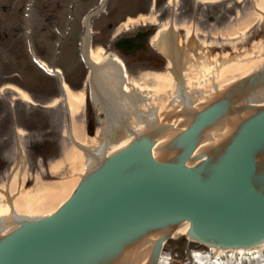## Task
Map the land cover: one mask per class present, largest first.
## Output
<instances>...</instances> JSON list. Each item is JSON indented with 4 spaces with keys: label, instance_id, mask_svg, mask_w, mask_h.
Wrapping results in <instances>:
<instances>
[{
    "label": "bare ground",
    "instance_id": "bare-ground-1",
    "mask_svg": "<svg viewBox=\"0 0 264 264\" xmlns=\"http://www.w3.org/2000/svg\"><path fill=\"white\" fill-rule=\"evenodd\" d=\"M259 8H264V0H259ZM254 20H248L242 30L248 29ZM158 33L154 41L159 45ZM259 47V45H256ZM262 50L252 49L249 52H238L230 56V53L217 58V55L201 62L200 64L191 63L186 68L188 80L187 91L180 93L177 91L174 97L175 78L172 73L145 74L144 80H133L139 88H144L146 93L131 92L125 95L127 103L121 107L124 111L131 114H138L140 118L136 119L130 115L129 124L125 127L134 129L137 133H142L147 126L154 125L167 119L170 123L169 129L156 138L152 146L148 145V139L141 135L137 145L144 153L143 159L139 158L126 170L114 178L127 179L137 173H149L155 171L152 165L165 164L169 168L182 167L197 171L204 184L210 185L216 190H226L236 187L243 189L244 196L248 198L247 211L252 214L264 213V138L251 149L249 155L240 163V170L236 174L226 175V166L231 163V156L235 155L234 148L238 139L244 133L247 125L253 122L258 116L264 114V83L263 87L256 89L245 85L234 88V85L247 77L256 74L264 68V46ZM164 50L170 49V43H163ZM97 61H102L100 53L93 54ZM224 61H223V59ZM186 58L182 57L177 63V70L185 64ZM152 80V84L148 81ZM231 89L232 96L226 102L227 107H222L219 103L225 89ZM23 97L30 98L21 91ZM142 96H145L141 98ZM234 95V96H233ZM71 112L75 117L74 136L79 143L85 146L93 147L103 151L102 141L97 138H87L83 133L77 116L84 106L85 96L82 92L74 93L68 89L67 94ZM217 116H215L197 142L192 145L181 146L179 144L180 136L195 121V115H190L191 108L203 110L207 106L218 105ZM188 107V109L186 108ZM185 110V116L172 119L171 116L178 111ZM155 121L153 122L152 121ZM145 122H148L146 125ZM146 126V127H145ZM122 135L119 141H113L109 148V153L114 155L132 144V137L124 130L116 131ZM144 136V137H143ZM110 137V136H105ZM118 138L111 137L110 141ZM238 140V141H237ZM101 143V144H100ZM188 152L191 154L188 155ZM109 155V154H108ZM146 158V160H145ZM233 159V157H232ZM234 160V159H233ZM97 159L89 160L84 152L77 146L68 148L64 155V162L53 165L52 169L59 171L63 166H67L69 173L66 178L50 183H37L35 188L25 190L18 184L19 175H15L10 185L15 204V213L10 214L9 205L2 202L5 195L0 192V218L7 217L6 225H0V245L9 236L19 229V225L12 226L9 221L14 215H19L30 220L55 213L61 204L72 196L78 185H80L84 176L95 173L99 168ZM127 160H117L112 167V172L117 173L120 167ZM102 164V161L99 162ZM149 168L145 171H139ZM123 170V169H121ZM120 170V171H121ZM119 171V172H120ZM139 171V172H138ZM133 173L132 175H130ZM125 177V178H123ZM118 180V181H120ZM117 181H113L116 183ZM237 184V185H236ZM242 184V185H241ZM179 231L190 235L191 223L188 220H172L159 224H149L146 228L138 230L133 236L122 240V246L114 254H107V258H101L98 255L82 264H150L151 257L156 251L158 240L166 233ZM197 238L198 236L195 235ZM194 237V235H190ZM230 239L229 237H227ZM252 245L240 246L241 251L248 254H255L264 250V238H257ZM215 250L227 251L225 247L211 245ZM161 261H167L162 255ZM200 261H205L200 258ZM202 264H209L208 262ZM214 264V262L212 263Z\"/></svg>",
    "mask_w": 264,
    "mask_h": 264
},
{
    "label": "water",
    "instance_id": "water-1",
    "mask_svg": "<svg viewBox=\"0 0 264 264\" xmlns=\"http://www.w3.org/2000/svg\"><path fill=\"white\" fill-rule=\"evenodd\" d=\"M251 80L256 82L254 78ZM212 115H207L190 136ZM263 137L264 114L239 138L235 155L226 166V175L238 173L241 161ZM114 174L110 169L76 194L57 215L27 226L7 240L0 249V264H54L77 259L130 230L174 218L189 217L194 229L216 231L230 238L228 244L250 245L258 237H264V213L246 210L248 198L243 189L207 187L198 173L182 167L137 173L110 185ZM215 237L221 240L218 235ZM161 243L162 239L157 248Z\"/></svg>",
    "mask_w": 264,
    "mask_h": 264
},
{
    "label": "rangeland",
    "instance_id": "rangeland-1",
    "mask_svg": "<svg viewBox=\"0 0 264 264\" xmlns=\"http://www.w3.org/2000/svg\"><path fill=\"white\" fill-rule=\"evenodd\" d=\"M131 2L134 3V6L136 8L146 9L149 6L146 3V0H142V1L123 0L121 3H119L120 6L119 8L121 9L125 8V6H127V3H129L130 5ZM180 4H181L182 13H180L179 16L181 19L184 18V14L186 12L193 11L194 12L193 15L195 16H198L200 13L201 14L203 13L206 15V17L211 18L212 16L216 18L219 25H221L224 21L227 22V19L229 18L230 14L235 13L237 10L240 9L242 11H246L248 10L249 6H252L253 8V4L249 0L247 1L244 7L242 6V4L235 2L232 3V5H227V3L213 4V5L211 4L208 6H204V4L195 5L194 0H180ZM129 7L134 10L136 9L133 6H129ZM120 17H121V11H117L114 15V19L115 18L119 19ZM181 19H178V22ZM190 21L191 24L189 25L193 27L194 25L197 24L196 21H194V23H192V20ZM260 22L263 21L260 19ZM198 28L199 27L197 26V32L199 33ZM208 28H213L212 24H209ZM261 28L262 26L260 27L259 25L254 30L253 29L246 30L244 33H240L235 37L228 36L227 33L224 34V37L222 36L217 37L215 35L213 37L214 44H218V43L219 45L228 44L229 49L233 51V53H235L236 51L238 52L246 51L248 47H252V48L254 47V49L256 50H262L263 48L262 46H264V41L263 40L255 41L258 38V36H261L264 33L263 30H261ZM14 35L17 37L11 43L2 47V50L0 52V56L2 60L0 85L2 86V90L4 89V94L6 95V98L11 100H13V97H20L18 92L14 89L15 88L19 89V87L21 88L22 87L21 84L24 85L27 84V87H32V83L35 77V72L36 75L40 77L42 80H44L45 78V74L43 71L35 69L33 66H31L30 64L31 60L29 59L27 49L21 46L22 43L25 46L24 31L21 35L18 32H15ZM209 37L212 38V36ZM256 45H259V47H256ZM16 50L21 51V53L24 55L25 60L22 59L21 62L14 61V59L11 56L14 54ZM11 62L15 64L14 65L10 64ZM16 71L20 72V74L23 75L22 78H20L21 75H19V78H17V76H13V74ZM55 97L54 96L49 97L47 98L48 100L37 98V100H40V103L50 104L48 108H45L41 104L36 105L34 104V102L32 103L31 102L25 103L21 101L18 102L16 111L19 113L18 116V120L20 121L19 127L21 128V131L23 133L22 138L24 143H26L28 146L31 143H35L34 141L38 142L39 145H43L44 143L49 144V142L53 144L51 148L52 151L49 148L50 158H47L46 160L36 159L35 157H32L33 156L32 154H31L32 156L28 155V158L25 161V168L21 170V173L25 178L24 186L25 185L27 186L28 183L31 188H34V186L37 183L55 182V180L64 179L67 176H69L68 173L70 171L68 167L63 168L62 170L60 169L58 172H51L52 164L54 162L58 163L59 161H61L62 157L64 156L65 150H67V148L70 147L72 144V141L70 140L68 134L67 123L65 122V112L61 107V102L58 100L55 101ZM0 101L2 102L1 99ZM2 108L3 109L6 108V110L10 109L9 104L7 103L6 105L1 104L0 109L2 110ZM8 119L10 120L9 124L7 123ZM13 120L14 117L12 119V117L10 118L9 115L3 116L2 119H0V127L2 126L6 127L5 130L2 132L3 136H5L8 133L6 130L7 128L8 129L12 128ZM33 133L36 134L32 135ZM10 140L11 138H9L7 141ZM12 146H13V137L10 144L9 142H0V156L4 155L6 150H10ZM11 163L12 164L15 163L12 157H11ZM183 238H185L184 235ZM186 240H188V238ZM178 243L179 242H177V244ZM169 245L170 246L176 245V241L172 240V242L169 243Z\"/></svg>",
    "mask_w": 264,
    "mask_h": 264
},
{
    "label": "flooded vegetation",
    "instance_id": "flooded-vegetation-1",
    "mask_svg": "<svg viewBox=\"0 0 264 264\" xmlns=\"http://www.w3.org/2000/svg\"><path fill=\"white\" fill-rule=\"evenodd\" d=\"M68 1L69 0H47L42 5L39 6V4H35L33 7H29L30 15H31V23L33 29L38 28L39 23H37L40 16L45 17V25L43 28L46 30L49 27H54L55 25L60 26L61 21L64 19L65 16H68ZM89 0H80L73 3V11L79 10V11H88L92 8L91 2H88ZM93 1V0H91ZM88 2V4H85ZM14 5L15 0H0V9L2 12H0V37L8 36V31L10 30V23L6 22L5 19V13H8V11L12 12L14 11ZM24 6H20L19 10H15V12L22 13L24 11ZM108 14L112 12V9L105 10ZM75 19V16H74ZM121 21V20H120ZM120 21H107V20H97L93 23V36H92V46H95L98 43L103 44L107 48H113L115 49V41L118 37L121 36H129L137 33L138 31H145L149 29L150 27H138V28H129L126 30V32L122 33L120 36L119 32L116 34L115 30L117 27V24ZM81 29L83 31V38L81 40V60L78 64V67L76 70L79 72H85L86 73V61L90 60V56L86 55V52L84 50V44H85V34L84 30L86 29V24L83 21L81 23ZM154 29V28H153ZM138 46L141 48L137 50L133 54L129 55H123L124 61L126 64L129 65L130 73L132 74H138L141 69L144 66L149 65H156L159 63H163L164 59L162 54L159 55L157 51H154V46L150 44V42H138ZM146 68V67H145Z\"/></svg>",
    "mask_w": 264,
    "mask_h": 264
}]
</instances>
